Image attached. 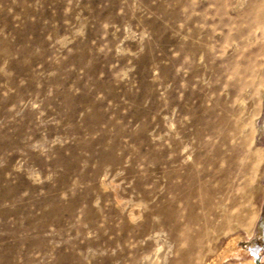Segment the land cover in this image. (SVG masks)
<instances>
[{"label":"rangeland","instance_id":"rangeland-1","mask_svg":"<svg viewBox=\"0 0 264 264\" xmlns=\"http://www.w3.org/2000/svg\"><path fill=\"white\" fill-rule=\"evenodd\" d=\"M213 9L206 0H0V264L172 256L158 211L197 152L180 148L191 137L182 110L196 104L188 92L197 100L215 83ZM263 39L257 31L251 49ZM226 46L227 56L242 51L241 39ZM251 151L264 174V94ZM194 168L202 178L212 170ZM239 178L233 168L215 181L232 190ZM263 181L250 201L229 200L248 208V230L217 233L189 264H264Z\"/></svg>","mask_w":264,"mask_h":264},{"label":"bare ground","instance_id":"bare-ground-1","mask_svg":"<svg viewBox=\"0 0 264 264\" xmlns=\"http://www.w3.org/2000/svg\"><path fill=\"white\" fill-rule=\"evenodd\" d=\"M206 4L214 7L208 19L214 25L211 33L217 31L221 39L219 54L214 55L215 63L211 66L215 83L205 97L196 100L195 91L186 95L187 100L194 99L196 104L188 112L182 110L188 115L191 137L190 143L181 142L180 148L192 145L197 152L189 169L191 173L179 176L180 181L167 191L174 196L165 199L158 211L159 233L169 238L167 244L172 254L162 264H189L201 250L205 257L212 241L217 240V233H228L235 225L248 230V208L234 202L230 206L229 200L242 196L250 201L258 180L264 178L260 171L261 154L251 151L259 101L264 94V39L255 49L250 47L252 36L257 31L264 32V0H206ZM241 6V12L231 14L230 9ZM233 24L236 27L232 32ZM238 39L242 51L237 56H227L223 50L226 44ZM196 49L201 50V44ZM236 138L237 146L231 147L229 142ZM221 147L230 150L231 156H225ZM194 165L210 166L212 170L202 178ZM233 168L241 179L233 185V189L238 186L237 192L228 189L229 181H215ZM175 201L179 206H175ZM260 217L255 227L258 236L262 234L264 215ZM225 258L224 255L220 260Z\"/></svg>","mask_w":264,"mask_h":264},{"label":"crops","instance_id":"crops-1","mask_svg":"<svg viewBox=\"0 0 264 264\" xmlns=\"http://www.w3.org/2000/svg\"><path fill=\"white\" fill-rule=\"evenodd\" d=\"M262 233H264V221L262 222V225H261V230H260ZM260 238V236L258 237Z\"/></svg>","mask_w":264,"mask_h":264}]
</instances>
